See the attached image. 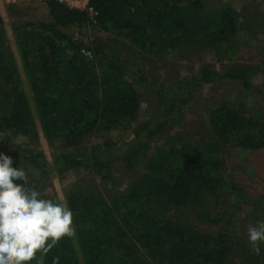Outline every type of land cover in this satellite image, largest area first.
Returning <instances> with one entry per match:
<instances>
[{
	"label": "trees",
	"instance_id": "16d2710c",
	"mask_svg": "<svg viewBox=\"0 0 264 264\" xmlns=\"http://www.w3.org/2000/svg\"><path fill=\"white\" fill-rule=\"evenodd\" d=\"M45 5L50 20L11 23L13 41L0 18V131L32 139L57 137L68 150L50 162L30 148L4 153L39 168L44 181L52 171L84 169L116 186L107 159L113 150L127 168L142 161L143 171L105 197L67 192L76 235L62 238L44 264H51L53 255L60 264H264V246L256 255L246 235L250 223L264 219V194L244 195L225 162L237 149H264V104L262 110H241L223 103L211 109L196 134L160 136L170 125L186 126L184 110L203 84L229 81L264 94V82L258 87L252 82L264 73V31L259 35L251 19L264 17V9L255 10L257 4L250 12L213 10L206 0H88L101 31L118 34L146 54L165 59L196 46L220 62L219 70L202 66L198 75L162 82L63 31L88 21L87 10L53 0ZM257 41L262 46L257 62L242 58L249 62L222 64L234 58L239 46ZM127 69L154 94L156 106L122 142L104 140L90 149L91 134L126 130L137 122L139 92L126 81ZM245 208L262 210V215L247 224L245 218L234 222Z\"/></svg>",
	"mask_w": 264,
	"mask_h": 264
},
{
	"label": "rangeland",
	"instance_id": "374dc122",
	"mask_svg": "<svg viewBox=\"0 0 264 264\" xmlns=\"http://www.w3.org/2000/svg\"><path fill=\"white\" fill-rule=\"evenodd\" d=\"M252 0H206V5L210 6L213 10L220 8H234L237 12L246 9L249 11V7L253 8L259 4L256 8L258 10L264 9V0H254V4L250 5ZM256 3V4H255ZM253 6V7H252ZM259 15L258 12H256ZM88 21L83 25H68L63 28L71 38L77 42L84 43L86 45H100L110 56L118 57L123 62H127L132 70L138 69L142 73L153 74L158 81L169 82L170 79H187L189 76L198 75L200 68L206 66L209 68L220 69V62L215 61V56L212 52L198 49L196 46L183 49L186 55H179L176 53H170L165 59H159L158 56L152 54H146L140 51L137 47L131 45L127 40L118 36L112 31H101L98 25H95V18H92V14H89ZM260 16V15H259ZM0 18L4 19L6 25L4 26L6 35L11 41L14 40V33L11 28L13 22H38L49 21L50 16L45 4H31L28 2L7 5L0 0ZM252 23L255 28L259 30V35L264 31V17H251ZM253 26V27H254ZM262 48L261 41L252 42V44L241 45L237 49V53L231 59H225L222 61L224 66L247 64L249 61L242 58H252L253 62L260 60V54L257 51ZM17 58V54L15 53ZM237 59V61H236ZM249 63V64H253ZM133 66V67H132ZM130 69L125 70L126 81L135 83L139 92V112L137 116V122H134L128 129L123 130L117 128L116 130L106 134L93 133L87 139L86 146L92 148H98L104 140L110 142H122L130 134L133 127L139 122H143L149 118L152 110L156 106V98L154 94L143 84L137 83L136 77L133 71ZM253 85L259 86L264 82V73H258L252 78ZM239 85V84H238ZM235 82L214 81L203 84L195 92L194 97L191 99V103L187 107L185 127L180 125H170L162 131L160 136L162 139L171 136H188L194 135L199 132L201 124L207 119L208 113L216 106H220L223 103L231 104L233 107L241 110L248 109L249 106L259 108L260 110L264 104V94H251L250 92L241 89ZM263 108V107H262ZM256 109V110H257ZM253 114V113H251ZM261 119V118H260ZM261 122V121H260ZM164 138V139H165ZM162 139L154 140L151 142V147L156 144L162 143ZM16 147L30 148L38 151L49 162L59 154L68 150L64 141L60 138L47 139L38 137L35 139L28 138L20 134H11L0 131V152H4L7 149L12 150ZM232 150L231 158L226 159V168L235 177L238 182L241 192L251 198H255L259 193L264 194V149L250 150V149H237ZM119 155L118 151L113 150L107 155V159L111 160L112 173L114 174L118 185L114 186L108 181H103L98 178L92 171L78 169L68 170L64 172L52 171L47 181L39 180L40 170L36 166L30 164L24 159L17 160L13 156V167L23 166L24 171L29 174L31 186L41 192V194L47 198H64L65 194L69 191H83L93 192L100 194L101 196H107L109 193L118 192L125 188L127 183L138 176L143 171L142 161L135 162L131 168H127L123 163L115 158ZM247 208L240 211L237 214V218L233 221L239 222V219L244 220L247 224L257 218L261 217L262 210L259 213H250ZM239 215V216H238ZM236 222V223H237ZM206 228V226H204ZM217 230L218 228H213Z\"/></svg>",
	"mask_w": 264,
	"mask_h": 264
},
{
	"label": "clouds",
	"instance_id": "9594fccd",
	"mask_svg": "<svg viewBox=\"0 0 264 264\" xmlns=\"http://www.w3.org/2000/svg\"><path fill=\"white\" fill-rule=\"evenodd\" d=\"M0 152V264H44L47 254L64 237H74L73 211L66 198H47L30 186L21 166ZM256 255L264 246V219L246 229ZM51 264H60L53 255Z\"/></svg>",
	"mask_w": 264,
	"mask_h": 264
},
{
	"label": "built area",
	"instance_id": "2783aa9c",
	"mask_svg": "<svg viewBox=\"0 0 264 264\" xmlns=\"http://www.w3.org/2000/svg\"><path fill=\"white\" fill-rule=\"evenodd\" d=\"M4 4L7 5H16L21 3H31V4H45L48 1L52 0H1ZM65 4L68 8L77 9V10H87L92 14V9L88 7V0H53Z\"/></svg>",
	"mask_w": 264,
	"mask_h": 264
}]
</instances>
